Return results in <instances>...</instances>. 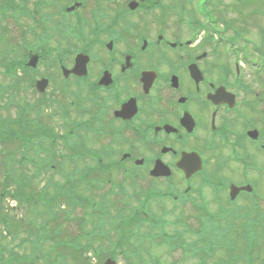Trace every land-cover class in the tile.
Wrapping results in <instances>:
<instances>
[{
	"label": "flooded vegetation",
	"instance_id": "flooded-vegetation-1",
	"mask_svg": "<svg viewBox=\"0 0 264 264\" xmlns=\"http://www.w3.org/2000/svg\"><path fill=\"white\" fill-rule=\"evenodd\" d=\"M130 1L115 0L110 16L109 0H100L86 29L91 51L101 53L97 39L105 50L102 70L91 73L113 74L106 87L90 89L103 107L95 131L115 133L125 163L141 160L148 174L157 162L168 167L184 187L186 214H198L195 225L238 218L236 259L264 264V81L247 74L243 61L222 58L220 43L213 51L204 29L177 18L176 0L161 17L144 1L127 11ZM116 67L122 75H114Z\"/></svg>",
	"mask_w": 264,
	"mask_h": 264
},
{
	"label": "rangeland",
	"instance_id": "rangeland-1",
	"mask_svg": "<svg viewBox=\"0 0 264 264\" xmlns=\"http://www.w3.org/2000/svg\"><path fill=\"white\" fill-rule=\"evenodd\" d=\"M14 1L18 4L24 2L25 6L28 5L30 7H34L38 0ZM243 1L244 2H237L234 0H213L211 4L207 6L213 17L210 19V22H212V25L217 27V21V24L222 29V26H220L221 19L225 18L227 21H229V23L232 22L236 31H238L240 34H243L241 35L243 39L240 38L237 44L230 45L234 48V51L237 52L238 58H243L244 53L242 49H244L246 51L244 54L246 60L254 63L253 67L251 66L250 68H245L246 73L255 76V79L257 77L259 80L264 81V71L261 70V72H258L256 69L257 65L264 66V57H262L256 49H254L257 48V43L261 39V32L264 34V0ZM108 6L114 8V3L109 1ZM200 6H202V4H197L196 1H194V3L187 5L186 10L188 12H193L198 18V21L207 28L209 27L210 23L209 20H206L204 16H202V14L200 16ZM110 12L111 11L109 10V13ZM17 14L18 13H5L2 17L0 14V87H4L6 89L4 94L0 95V107H7V112H5V110L0 112V116L3 118L15 117V115L25 104L35 103V101L41 100L43 98H50L52 103L49 104V109L46 106L42 108L43 113L39 118L38 124L54 127L58 123L59 126L55 127L57 132L52 134L55 136V139L52 140L47 138V142L51 145H49L48 148L53 149V152L49 151V153L46 154V160L44 159L45 162L41 160V166L43 164L44 165L37 168L38 172H35V175L32 171L27 169L25 164L20 162L22 157L21 152L15 153V157H13L15 160V165H10L8 162L10 160L9 156L15 147L7 142H0V182L2 180L3 174H5V166H8L11 170L9 176L12 180L15 179V177L17 178L21 173L29 171L30 173L28 175L31 178H34H32L34 181L32 187L37 195V201L34 203L23 204L21 205L20 209L17 207L14 208L15 210L6 209L9 215L13 213L14 223L11 224L12 227H10L9 234H2L0 237V245L5 246L7 249H12L13 253L16 255L26 257L25 260L22 261L25 264H56L57 258L60 259L64 257L65 258L63 262L66 264H81V260L84 261V257H81L83 255L85 256V254L88 252L84 248H86L88 245L92 246V243L88 240L86 234L89 232V230H91V224L95 223L94 218H86L87 223L82 228V232L78 231L77 217L81 219L82 214L91 213L88 205L84 204L83 199H92L95 203H100L102 199L113 202L114 205L110 204L109 207L110 217L113 216V218L111 217L112 220L118 219L120 222V219H122L123 216L129 212L128 209L133 207L135 208L138 203L130 196H125L123 194L116 195V193H118V189L116 187L121 184L122 187H124L127 195H131L133 192V195L136 194L137 196V193L141 194L140 191L146 189L147 182L139 181V179L127 178L123 171H113L109 177L106 176L104 179H109L108 182H102L100 177H88L85 180H80L81 178L79 177V173L82 169L86 168V166L79 167L77 176V169L73 167V164L71 163L70 166L68 165L70 159L73 161L76 155L72 156L74 150L72 147H67L69 143L66 145L64 144L67 141V137L65 136L71 133V131L69 125L59 118V115L62 113L61 107L64 106V100L60 99L58 96V84H56L55 80H53L51 86L48 87L46 94L41 96L40 94L33 92L32 88L29 87L28 83H26L27 78L25 79L24 75H22L20 72H17L19 79L21 78L20 80H16L5 74L6 70L4 69V64L8 61V59H15L18 55L21 57L20 53L22 52V47L24 44L20 37L22 31L26 30L25 27H27L32 22L25 16L16 17ZM213 21H215V23ZM76 24L80 28L79 22H76ZM9 31L10 34L8 33ZM247 40H249V43H247ZM9 48H13V50L17 48V51L19 52L15 57H12L11 54L10 56L8 55ZM39 68L40 71L53 70L50 67L43 65H40ZM49 115H54L55 123L49 118ZM79 115H82L84 118L87 117V115L84 113L78 112L75 113L72 118H77ZM30 117H33V115L31 114ZM62 122L63 125L61 126ZM56 134L59 137L58 140L56 139ZM81 137H83V133H81ZM88 138L89 135L87 136V139ZM87 146L92 148L94 151L102 150V148L98 147L92 142L87 143ZM28 154H32V151L29 150ZM23 165H25L24 170H22ZM72 171L75 172V177L70 176ZM89 181H94L99 191L93 188L92 186H94V184ZM2 183L4 182L2 181ZM70 187L74 189L73 193L77 194L78 203L74 209H69L68 207L71 205L63 204L61 198L58 197L61 192L65 191V189H69ZM147 187L149 188L150 185ZM12 190V186H9V191ZM1 192L2 189L0 190V193ZM106 193H108V195H105ZM105 197H107L108 200H106ZM121 202L123 204H121ZM7 203L9 208L15 207V204L13 202H9L8 199L4 201L0 200V204L2 205H6ZM152 204L155 206L151 205V207L147 208L146 210L148 212L151 211L154 213L156 217L163 215L166 216L171 210H174L173 217L169 219V223L166 227H164L166 231L173 232L176 230L175 228L182 229V225L175 226V224L179 221L178 217L173 219L176 215L182 213V211L173 209L170 203L160 206L156 203ZM156 206L160 209H163V212L161 210H156ZM56 209L57 213L61 211V214H58V218H53V213H55ZM4 213L5 210L0 211V215ZM65 214H67V219H64ZM18 222L20 224L17 226ZM42 224H46L45 231L40 227ZM0 228L2 230L4 229L1 224ZM214 229L225 239L231 237L230 234L224 232L220 228ZM142 230L146 231L148 228H142ZM14 232L17 233V235L13 237ZM206 232L207 234L211 235L210 229H206ZM82 234L86 238L83 236L81 239L77 240V236H81ZM108 235L109 232L107 230L101 232V236L103 238H107ZM112 235L115 236L116 234L112 233ZM41 237L42 240L40 241L38 249L35 251V243L37 242V239H40ZM89 239L95 240L93 242V246L100 248L99 241H102L100 237H90ZM59 240H62L63 243H75L80 247L77 248L78 250H74V247L71 246L70 249L60 247L57 249L59 253H54L53 256L47 260L48 253L53 250L51 249L52 243ZM147 248L148 245H145L143 247V251H141L144 259H146L145 251ZM153 248L154 247L152 245L150 247V252L154 253L155 255H159L160 252H155ZM58 255L59 257H57ZM27 257L34 258V261L31 262V260L27 259ZM164 259L166 260L167 264H190L196 262L195 260H184L181 252H174L173 256L171 257H166L165 255L162 256L159 264H162ZM217 259L218 257L215 256L212 260H210V262H213ZM99 262V259L90 260L89 258L86 261L87 264H99ZM118 262L120 264H138L136 260L126 262L124 259H120ZM210 262H208V264Z\"/></svg>",
	"mask_w": 264,
	"mask_h": 264
},
{
	"label": "trees",
	"instance_id": "trees-1",
	"mask_svg": "<svg viewBox=\"0 0 264 264\" xmlns=\"http://www.w3.org/2000/svg\"><path fill=\"white\" fill-rule=\"evenodd\" d=\"M48 150V146L45 145V144H40V151H43L44 155L42 156H38L35 158L34 160V164L35 166L38 168V167H42L41 166V160H43V162H45V157H46V151ZM53 152V151H52ZM45 159V160H44ZM7 167V169L9 168L8 166H5ZM15 189L13 191V195L17 198V202L18 204L20 202H23V203H27V204H31V203H34L37 201V195L36 193L34 192L35 190L33 189L32 185H33V180L32 179H17L15 181ZM65 197V196H63ZM50 210V208H49ZM6 221V220H5ZM42 229H46V224H42L40 226ZM17 235V234H16ZM15 235V236H16ZM1 237V235H0ZM14 237V236H13ZM42 240V238L40 239H37V242L35 243V251L38 249L39 247V244H40V241ZM72 243H63L61 240L59 241H55L54 243H52V246H51V249H53L51 252L48 253V259H50L51 256H53V254L55 253H59L57 251L58 248L60 247H63V248H67L69 249L70 246H71ZM72 247H75V248H79L80 246L79 245H76V244H73ZM26 257H22V256H19V255H16L15 253H13L12 249H7L5 246L3 245H0V264H25L23 263L22 261L25 260ZM27 259L31 260V262L34 261V258H31V257H27ZM59 260L57 259V262ZM36 262V260H35ZM57 264V263H56Z\"/></svg>",
	"mask_w": 264,
	"mask_h": 264
},
{
	"label": "water",
	"instance_id": "water-1",
	"mask_svg": "<svg viewBox=\"0 0 264 264\" xmlns=\"http://www.w3.org/2000/svg\"><path fill=\"white\" fill-rule=\"evenodd\" d=\"M110 264H112V263H110Z\"/></svg>",
	"mask_w": 264,
	"mask_h": 264
}]
</instances>
